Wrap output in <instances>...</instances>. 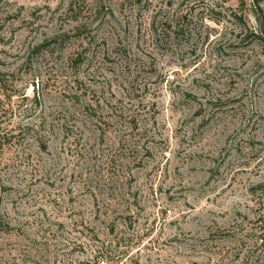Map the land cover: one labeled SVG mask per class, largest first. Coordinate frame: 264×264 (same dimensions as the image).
Wrapping results in <instances>:
<instances>
[{"label":"rangeland","instance_id":"1","mask_svg":"<svg viewBox=\"0 0 264 264\" xmlns=\"http://www.w3.org/2000/svg\"><path fill=\"white\" fill-rule=\"evenodd\" d=\"M262 29L264 0H0V264H264Z\"/></svg>","mask_w":264,"mask_h":264},{"label":"trees","instance_id":"2","mask_svg":"<svg viewBox=\"0 0 264 264\" xmlns=\"http://www.w3.org/2000/svg\"><path fill=\"white\" fill-rule=\"evenodd\" d=\"M260 34L264 36V30L263 29L260 31ZM75 60H77V62H79V60H80L79 56ZM116 123L118 124V122H116ZM123 124H125V127H124L125 131L128 128L127 126H129V130H131V131H129L128 133L129 134L131 133L132 135H133V132L135 131V129L138 127V125L134 121L133 122L132 121H128V122L125 121V122H123ZM58 127L60 128L61 133L64 134V137L69 140L72 137L75 138L74 132L77 131L79 128V122L75 118V115L72 114L71 116H69L67 118L65 117L63 119V121L60 123V125H58ZM31 132L38 133V131L29 127L26 130L24 129V131L21 130L18 133V135H16L14 138H20V137L26 138L27 135L30 134ZM39 135L40 134H38L36 136V141L41 144L42 150L46 151L47 146H46V144L44 145V143H43V140H42L43 137H39ZM7 136L8 135H6V136L3 135V137H1V134H0V142L5 143V144H9L7 142L12 140V137H7ZM73 141L75 143L76 139H74ZM121 141H122V143L125 142L124 140H121ZM17 142H19V141H17ZM70 146L73 147V145H70ZM122 147H123V144H122ZM126 155H128V158L126 159V162L124 163V165H127V164L132 162V159L129 158L130 155L129 154H126ZM135 160H137V158ZM94 180H95L94 178L90 179L91 184H94V182H95ZM260 188H263V186H261ZM3 190L4 189L0 187V203H1V197H2ZM109 227L111 228V231L114 232L115 226H114L113 222H111L109 224ZM9 229H10L9 224L7 222H5L4 216H3L1 208H0V233H7V232H9ZM120 242H121V239H119L118 242H114L111 240L105 241L104 243H102L101 246L96 247V249L94 250V256L91 258L90 261L87 262V264H118V262H120V259L122 258L120 255L124 254V252L119 253L118 261L116 260L117 262H111V261H114V258L116 256V254H115L116 253V247L119 246Z\"/></svg>","mask_w":264,"mask_h":264}]
</instances>
